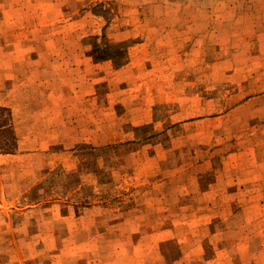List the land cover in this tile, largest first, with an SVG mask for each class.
<instances>
[{"label":"rangeland","instance_id":"obj_1","mask_svg":"<svg viewBox=\"0 0 264 264\" xmlns=\"http://www.w3.org/2000/svg\"><path fill=\"white\" fill-rule=\"evenodd\" d=\"M0 264H264V0H0Z\"/></svg>","mask_w":264,"mask_h":264}]
</instances>
